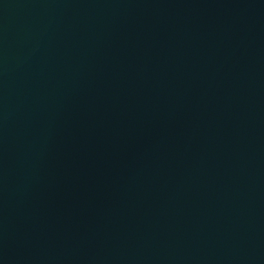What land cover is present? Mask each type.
Here are the masks:
<instances>
[{"label":"water","instance_id":"obj_1","mask_svg":"<svg viewBox=\"0 0 264 264\" xmlns=\"http://www.w3.org/2000/svg\"><path fill=\"white\" fill-rule=\"evenodd\" d=\"M0 264H264V0H0Z\"/></svg>","mask_w":264,"mask_h":264}]
</instances>
